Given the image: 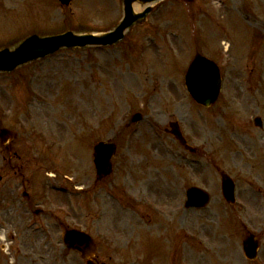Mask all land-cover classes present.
I'll list each match as a JSON object with an SVG mask.
<instances>
[{"label":"rangeland","instance_id":"374dc122","mask_svg":"<svg viewBox=\"0 0 264 264\" xmlns=\"http://www.w3.org/2000/svg\"><path fill=\"white\" fill-rule=\"evenodd\" d=\"M123 13V0H0V49L33 33H104ZM197 54L222 71L210 107L185 86ZM175 121L196 153L166 133ZM2 128L17 139L0 141V264H86L65 248L66 228L91 234L101 264H264V0L159 1L117 45L0 73ZM99 141L118 148L102 181ZM10 154L19 175L3 166ZM223 175L236 182L235 204ZM190 187L209 193L207 207L186 208ZM249 234L255 261L243 250Z\"/></svg>","mask_w":264,"mask_h":264},{"label":"water","instance_id":"95a60500","mask_svg":"<svg viewBox=\"0 0 264 264\" xmlns=\"http://www.w3.org/2000/svg\"><path fill=\"white\" fill-rule=\"evenodd\" d=\"M64 4H69L71 0H61ZM140 1L144 7L157 0H124L125 17L119 26L112 32L95 35V34H75L67 32L65 34L52 37H39L33 35L22 42L15 49L0 50V71H13L19 65L32 62L34 60L49 56L62 48H82L87 46H107L113 45L124 38L126 30L134 25V23L144 20L151 8H147L135 13L133 9L134 3ZM219 70L217 66L204 57L197 56L189 68L186 75V83L189 92L197 102L209 106L218 97L220 88ZM257 124L260 121L256 120ZM173 134L182 143H185L182 135L174 125ZM3 141L13 138V134L8 130H3L0 134ZM96 165L98 169V177H106L111 173V158L115 153V146L112 144L99 143L96 145ZM223 192L226 199L233 202V186L230 179L223 183ZM187 207H204L209 202V195L196 187L190 188L187 193ZM65 241L71 249L78 250L84 258L89 257L96 251V245L92 239L77 230L67 231ZM244 249L246 255L250 259L257 256L258 242L255 237L249 236L244 241Z\"/></svg>","mask_w":264,"mask_h":264},{"label":"flooded vegetation","instance_id":"af4514ba","mask_svg":"<svg viewBox=\"0 0 264 264\" xmlns=\"http://www.w3.org/2000/svg\"><path fill=\"white\" fill-rule=\"evenodd\" d=\"M9 146H11V145H9ZM15 155L17 156V154H15ZM10 156H11V154H10ZM17 163H18L17 159L16 158H13L12 156L10 158L4 157V164L5 165H3V166L9 167L11 169V171H9V172H12V173H15V174H18L19 175L21 173V169L19 168V166H18ZM9 172H7V173H9ZM0 177L2 179L1 181H3L4 180V175H0ZM16 198H17V196H16ZM22 199L23 200H26V205L28 206V209L31 210L32 206L34 205V200H32V198L28 194V192H27L26 196H23L22 195ZM16 203L18 205H21L20 208H22V206L24 204L23 201L18 200V198H17ZM20 218H21L20 221H22V216ZM5 222H6V217H5ZM97 263H98V261H97Z\"/></svg>","mask_w":264,"mask_h":264},{"label":"bare ground","instance_id":"6f19581e","mask_svg":"<svg viewBox=\"0 0 264 264\" xmlns=\"http://www.w3.org/2000/svg\"><path fill=\"white\" fill-rule=\"evenodd\" d=\"M143 7H144V4L143 3H141L140 1H138V2H136L135 4H134V9H135V11H137V12H141L142 10H143ZM225 46H228V44L226 43V45ZM1 235H3V232L2 231H0V236ZM2 238V237H1Z\"/></svg>","mask_w":264,"mask_h":264}]
</instances>
